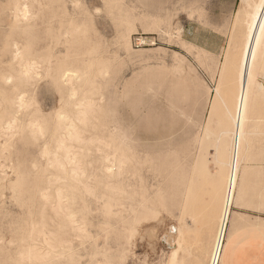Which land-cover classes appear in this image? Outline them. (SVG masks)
<instances>
[{"label":"rangeland","instance_id":"374dc122","mask_svg":"<svg viewBox=\"0 0 264 264\" xmlns=\"http://www.w3.org/2000/svg\"><path fill=\"white\" fill-rule=\"evenodd\" d=\"M238 3L0 0V264H209L233 147L226 106L238 94L247 31ZM128 24L127 49L119 35ZM190 38L202 48L185 47ZM25 60L36 67L22 76ZM260 63L264 85V54ZM61 65L78 70L75 97L53 77ZM215 86L223 102L212 100ZM21 92L30 103L19 110ZM263 94L238 169L240 195L256 201ZM84 98L92 105L83 122ZM59 109L82 133L69 151L56 141ZM173 226L182 237L171 263L175 244L164 237Z\"/></svg>","mask_w":264,"mask_h":264},{"label":"bare ground","instance_id":"6f19581e","mask_svg":"<svg viewBox=\"0 0 264 264\" xmlns=\"http://www.w3.org/2000/svg\"><path fill=\"white\" fill-rule=\"evenodd\" d=\"M18 12H19L18 13L19 16H25L27 13V9L26 7L25 8L23 7V8H20ZM235 17L237 18V20H244L247 23V31L244 36L242 48L240 50L241 55H240V62H239V72L237 74L238 84H239L238 94H237L236 100H233V102L234 101L235 102L234 103L232 102L233 104L230 107L226 106L227 114H228L230 123L232 125L231 126L232 129L231 128L226 129L225 131H223V135L233 139V147H232V152L228 151L230 152L229 159H228L229 163L223 162L224 164H229L228 166H230V172L227 176L226 196L224 199V205H223V210H222V215H221V223L219 225L220 227H219L217 239L213 247V252L211 253L212 255L210 256L211 259H210L209 264L219 263L220 253H221L224 235H225V228H226V224L229 218V212L231 209L234 196L237 191V187L239 185L238 169L239 167H241L240 156L242 154L243 157H245L246 150L250 143L249 142L250 131L248 128L249 123L251 121L250 110L254 102V97H256L257 92H260V91L264 92V85L260 83L258 80V70L261 65L260 59L262 58L264 54V0H239L238 8L235 13ZM130 25L131 24L126 25L122 33L121 34L119 33L120 34L119 40H123V39L126 40L125 44H126L127 49L130 48V34H131V31L133 30L130 28ZM183 43L185 47L189 45L185 41H183ZM34 66H35V63L33 60H25L22 63L20 74L22 76L29 74L36 67ZM53 77L57 79L56 80L57 86L61 88L65 86H70L69 88L70 97H75L77 95V91H76L77 89L73 87V84H74V81L80 77L78 75V70L68 65H65V66L61 65V68H59L58 71L57 70L54 71ZM18 95H19L18 96L19 110L21 108H26L30 102L26 100L24 92H21ZM214 103L215 101L211 105L212 108L214 107ZM78 105L80 108L79 111H77L78 116L80 120L84 122L87 119L88 110L91 108L92 102L89 99L84 98L79 101ZM60 111L61 109H59L58 111L61 122L59 123L58 128L61 130L60 132L61 136L58 137L56 141L59 147L63 148L66 151H69L71 149L68 143L69 140L81 139L82 133L79 130H77L76 126L73 123H67L66 120L68 118V115ZM15 115H12L10 121L7 122L9 128L12 127L14 123L18 122L19 118L16 117L17 115L16 116ZM210 120H212V118L209 117L208 121ZM30 124L31 126L36 125L34 120H32ZM36 126H37V129L40 132H42V129H43L42 125L38 123ZM229 142H231V139ZM122 154L123 153H121V155ZM261 155L264 156V149L262 150ZM123 161L124 159L120 158L118 162L121 165ZM108 205L110 204L108 203ZM173 229H175V231H173ZM170 233L171 234L169 235L166 234L168 237H164V240H167V242L168 241L174 242L175 244L174 248L171 251V257H170V261L171 263H173L171 259L174 257V255L178 253V250L180 248V244H181L180 240L182 237V231L181 229H178L173 226L171 227ZM27 255L28 257H35V258L38 257V254L33 251H28Z\"/></svg>","mask_w":264,"mask_h":264},{"label":"crops","instance_id":"0c3cea01","mask_svg":"<svg viewBox=\"0 0 264 264\" xmlns=\"http://www.w3.org/2000/svg\"><path fill=\"white\" fill-rule=\"evenodd\" d=\"M184 40L191 46L200 47L191 38ZM222 70V66H219L218 71H216L218 73L217 78L220 77ZM211 84L214 85V82ZM236 87L235 85L226 88L227 92L231 90L232 97L235 96ZM218 88L217 86L214 89L211 87V98L214 100L219 97L220 101L223 102V89L220 88L218 93ZM259 160L254 162L252 166L255 173L254 183L257 186L262 183L264 187V156L260 154ZM240 191L241 185L239 183L225 228L219 264H264V192L260 193L263 194L261 201H256L255 197L253 198L251 195L248 197L240 195ZM256 194L255 192L254 195L256 196ZM214 206L217 210L219 203Z\"/></svg>","mask_w":264,"mask_h":264},{"label":"built area","instance_id":"2783aa9c","mask_svg":"<svg viewBox=\"0 0 264 264\" xmlns=\"http://www.w3.org/2000/svg\"><path fill=\"white\" fill-rule=\"evenodd\" d=\"M221 254V253H220ZM219 260H220V258H219ZM219 264V263H218Z\"/></svg>","mask_w":264,"mask_h":264},{"label":"snow or ice","instance_id":"6c2138e0","mask_svg":"<svg viewBox=\"0 0 264 264\" xmlns=\"http://www.w3.org/2000/svg\"><path fill=\"white\" fill-rule=\"evenodd\" d=\"M173 231H175V229H173Z\"/></svg>","mask_w":264,"mask_h":264}]
</instances>
